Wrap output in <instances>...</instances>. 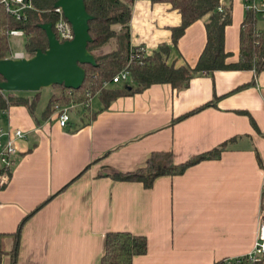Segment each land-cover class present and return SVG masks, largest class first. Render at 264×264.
<instances>
[{
  "label": "crops",
  "instance_id": "crops-1",
  "mask_svg": "<svg viewBox=\"0 0 264 264\" xmlns=\"http://www.w3.org/2000/svg\"><path fill=\"white\" fill-rule=\"evenodd\" d=\"M229 6L224 49L226 62H235L246 11L241 0ZM208 16L186 25L172 44L179 11L169 0H133L130 44L145 54L170 44L168 61L193 66L206 42ZM46 87L44 106L39 89L31 109L12 104L0 110L1 125L26 131L16 140L9 179L0 186L1 231L13 232L32 211L20 226L15 264H100L110 230L146 236L147 250L134 255L132 264H214L252 250L264 190V69H216L192 76L182 89L154 82L107 104L97 94L85 107L65 102L75 106L63 126L55 104L46 110L59 86ZM222 142L227 144L218 157L180 174L159 175L149 187L104 174L136 169L153 150H171L181 162ZM9 241L5 235V248ZM2 264H9L8 255Z\"/></svg>",
  "mask_w": 264,
  "mask_h": 264
},
{
  "label": "trees",
  "instance_id": "trees-1",
  "mask_svg": "<svg viewBox=\"0 0 264 264\" xmlns=\"http://www.w3.org/2000/svg\"><path fill=\"white\" fill-rule=\"evenodd\" d=\"M169 1L181 15L180 24L171 28L172 44L176 43L186 25L205 13H209L205 23L206 42L193 66L187 63L176 65L174 62L168 61L170 44H160L151 54H145L139 47L130 44L129 20L133 0H84L86 10L93 15L89 20L91 39L87 44V49L94 55L96 64H82L85 69V78L79 88L72 89L54 84L59 86L61 91L58 95L50 96L46 110L50 111L51 106L53 107L56 103L72 101V98L67 99L72 94L76 95L74 102L83 103L97 94L104 104H107L114 97L141 91L154 82H166L177 89H182L188 86L192 76L209 73L216 69L254 68L256 72L264 69V25L258 27L255 22L256 18L251 13H246L241 25L238 60L226 62L229 52L224 49V27L231 18L230 6L226 5L218 10L219 0ZM54 2L55 0H31L32 8L25 10L26 18L17 19L5 10L2 0H0V58L5 57L9 50L8 31L11 28L23 30L26 35L25 49L31 55L37 49L47 47L45 31L39 24L48 21L54 22ZM113 38L115 45L104 50L103 46L109 45ZM123 68L129 71L128 79L120 85L114 84L113 76ZM242 85H238L235 89ZM37 96L38 91L32 96L26 97L11 91L4 94L0 90V109L12 104H23L31 109ZM209 104L211 101L174 117L172 122ZM250 119L256 127L253 118L250 117ZM226 144L227 142H222L210 150L181 162L174 161L171 150H153L144 165L136 169L113 170L104 174L119 180L141 181L145 187H149L159 175L180 174L188 166L202 159L218 157ZM256 157L261 165L259 155L257 154ZM25 217L13 232L0 230V264H2L4 255H8L9 264H15L20 226ZM5 235L10 240L8 248H5L3 243ZM146 250L147 238L145 235L135 234L128 230H110L104 235V250L100 264H132L133 256L142 254ZM214 264L226 263L224 259H220ZM231 264L237 263L232 262ZM254 264H264V259H259Z\"/></svg>",
  "mask_w": 264,
  "mask_h": 264
},
{
  "label": "water",
  "instance_id": "water-1",
  "mask_svg": "<svg viewBox=\"0 0 264 264\" xmlns=\"http://www.w3.org/2000/svg\"><path fill=\"white\" fill-rule=\"evenodd\" d=\"M71 24L73 37L60 41L53 31L52 22L40 23L47 37V47L37 49L23 58H0V90L38 91L43 86L60 84L79 88L85 78L83 63L96 64L94 55L87 49L91 39L89 20L84 0H55Z\"/></svg>",
  "mask_w": 264,
  "mask_h": 264
},
{
  "label": "built area",
  "instance_id": "built-area-1",
  "mask_svg": "<svg viewBox=\"0 0 264 264\" xmlns=\"http://www.w3.org/2000/svg\"><path fill=\"white\" fill-rule=\"evenodd\" d=\"M230 0H219L217 6L221 10L223 6H229ZM246 13H251L256 19L264 20V0H241ZM2 4L7 12L14 15L17 19L26 18V9L32 8L31 0H2ZM54 7L55 19L52 23L53 31L56 37L62 41L71 39L73 37V30L71 24L68 22L63 14L61 7ZM9 34L22 35V29L11 28ZM31 54L26 50H10L5 57L23 58L29 57ZM129 77V71L126 68L121 69L113 76V82L126 81ZM106 84V83H105ZM3 92V90H1ZM81 106H87L88 101L83 103L77 102ZM74 104V103H73ZM72 103H56L54 111L57 116L58 124L63 126L67 124L70 118V110L73 106ZM4 112V108L0 109ZM26 131L22 128L13 126H3L0 124V186L5 184L10 175V170L14 164L16 154L18 152L16 140L24 137ZM264 259V220L259 223L257 238L255 240L252 250L244 255L225 258L226 264L236 262L237 264H254L259 259Z\"/></svg>",
  "mask_w": 264,
  "mask_h": 264
},
{
  "label": "rangeland",
  "instance_id": "rangeland-1",
  "mask_svg": "<svg viewBox=\"0 0 264 264\" xmlns=\"http://www.w3.org/2000/svg\"><path fill=\"white\" fill-rule=\"evenodd\" d=\"M25 35H8V42H9V49L11 50H24L25 49ZM115 45V39H111L109 45H104L103 48L104 50H107L111 47H113ZM106 85V84H105ZM57 92H60L61 89L60 87H56ZM41 90V95H40V99H39V106L42 107L46 104L47 98H48V87L43 86L40 88ZM16 93V92H15ZM18 93L22 94V95H27V96H31L34 93V91H29V90H20L18 91ZM73 99L72 101L74 102V98H76V95L72 94L70 96L67 97V99ZM90 100V98L88 99V101ZM264 220V190H263V199H262V209H261V221Z\"/></svg>",
  "mask_w": 264,
  "mask_h": 264
}]
</instances>
